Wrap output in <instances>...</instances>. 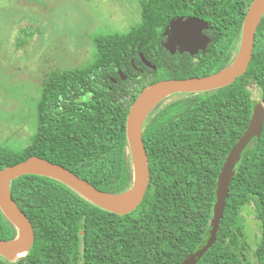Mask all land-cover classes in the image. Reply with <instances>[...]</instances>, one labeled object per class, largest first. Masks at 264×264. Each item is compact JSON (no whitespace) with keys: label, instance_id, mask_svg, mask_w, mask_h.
<instances>
[{"label":"trees","instance_id":"obj_1","mask_svg":"<svg viewBox=\"0 0 264 264\" xmlns=\"http://www.w3.org/2000/svg\"><path fill=\"white\" fill-rule=\"evenodd\" d=\"M253 0H142L141 22L126 33L101 35L88 63L51 70L38 103V128L21 150L0 145V171L38 155L62 164L97 188L120 194L133 188L134 157L127 118L151 83L135 65L158 66V79L204 76L229 66L241 46ZM198 15L210 21L208 49L196 62L174 56L162 41L169 21ZM191 58L189 60L188 58ZM134 60V61H133ZM127 76L123 79L120 72ZM155 81V80H152ZM264 103V15L248 70L230 85L176 92L144 122L151 178L142 202L119 214L93 203L65 182L27 174L11 192L34 225L30 251L0 264H179L210 236L218 175L229 151ZM255 207L259 236L249 239L244 210ZM19 236L0 205V238ZM197 264H264V128L245 149L232 182L218 239Z\"/></svg>","mask_w":264,"mask_h":264},{"label":"water","instance_id":"obj_2","mask_svg":"<svg viewBox=\"0 0 264 264\" xmlns=\"http://www.w3.org/2000/svg\"><path fill=\"white\" fill-rule=\"evenodd\" d=\"M263 15L264 0H253L245 16L240 50L235 60L226 68L204 76L161 80L146 86L136 98L127 118V131L135 166V182L133 188L127 191L134 190V194L128 201L119 198L120 195L126 192L113 194L103 191L64 165L38 155L2 169L0 171V205L18 227L19 236L12 240L0 238V254L10 259L24 256L30 251L35 242L34 225L26 212L18 205L11 192V182L23 175H48L65 182L88 200L106 210L119 214H127L133 211L144 199L151 178L150 159L143 138V127L146 118L162 99L173 93L212 90L234 83L249 68L254 52L256 32ZM209 27V22L198 16L173 19L166 31L168 37L164 46L172 53H175L177 49L180 52H189L193 55L198 54L201 50L206 51L208 45L212 42V37L204 32ZM141 56L148 66L155 67L144 54L141 53ZM123 76L125 77V75ZM162 92L168 93L163 95L153 109L146 113L145 109L149 99L154 94ZM263 128L264 103L258 101L248 127L229 151L218 175L209 239L203 247L190 253L179 264H197L217 241L229 199L230 188L236 176L237 165L242 159L244 150L256 136L262 133Z\"/></svg>","mask_w":264,"mask_h":264},{"label":"rangeland","instance_id":"obj_3","mask_svg":"<svg viewBox=\"0 0 264 264\" xmlns=\"http://www.w3.org/2000/svg\"><path fill=\"white\" fill-rule=\"evenodd\" d=\"M141 1L0 0V145L21 150L31 144L47 74L88 64L99 36L137 26ZM253 93L262 99L259 90ZM243 213L255 244L260 232L254 206Z\"/></svg>","mask_w":264,"mask_h":264},{"label":"flooded vegetation","instance_id":"obj_4","mask_svg":"<svg viewBox=\"0 0 264 264\" xmlns=\"http://www.w3.org/2000/svg\"><path fill=\"white\" fill-rule=\"evenodd\" d=\"M189 16H198V15H187V16H184V15H179V16H177V17H175V18H173V19H176V18H178V17H185V18H187V17H189ZM199 17V16H198ZM200 18H202V17H200ZM173 19H171L170 21H169V23H168V25L166 26V28H165V31H164V34H165V40H163L162 41V44H163V46H164V43L167 41V35H166V31L168 30V27H169V25H170V22L173 20ZM205 20H207L208 22H209V24H210V21L208 20V19H206V18H204ZM211 24H210V27L208 28V29H205L204 30V32L205 33H207L208 35H209V31L211 30ZM210 45V44H209ZM209 45H208V47H209ZM208 47H207V49H208ZM164 48L166 49V51H167V53H166V58L168 59L169 58V53L171 54V55H174V56H186V58H187V54H189V55H191L192 56V58L194 59V61L196 62L197 60H199L200 59V55H201V53L202 52H205V51H203V50H201L198 54H191V53H189V52H180V50L179 49H177L176 50V52L175 53H172L170 50H168L165 46H164ZM141 58H142V56H141ZM148 59V58H147ZM189 60H191V58L189 57L188 58ZM142 60H143V58H142ZM148 60H150V59H148ZM134 61V60H133ZM151 61V60H150ZM143 62H144V60H143ZM152 62V61H151ZM145 63V62H144ZM152 64H154L155 65V67H150V66H148L146 63H145V65H147V67L149 68V69H145V68H142V67H138V66H136L135 65V69L137 70V71H139L141 74H143V78H144V80L145 81H151V83H148V85H150V84H152V83H155V82H158V81H161V80H165V79H173V78H188V77H169V78H161V79H158V77L159 76H162V74H159V73H155V72H157V70H158V66L155 64V63H153L152 62ZM120 72V74H121V76H122V78L123 79H127V76L125 75V74H123V72L122 71H119ZM123 75H125V77L123 76ZM197 76V75H196ZM189 77H193V76H189ZM152 80H155V81H152ZM147 85V86H148ZM144 90V89H143ZM257 137V136H256ZM256 137L254 138V139H256ZM254 139L251 141V142H253L254 141ZM250 145V144H249ZM248 145V146H249ZM247 146V147H248ZM245 151V150H244ZM243 155V154H242ZM238 166V165H237ZM237 173V172H236ZM231 189V188H230ZM229 194H230V192H229ZM249 205H251V204H249ZM255 208V207H254ZM257 216V215H256Z\"/></svg>","mask_w":264,"mask_h":264},{"label":"bare ground","instance_id":"obj_5","mask_svg":"<svg viewBox=\"0 0 264 264\" xmlns=\"http://www.w3.org/2000/svg\"><path fill=\"white\" fill-rule=\"evenodd\" d=\"M168 92H162L160 94H154L148 101L145 112L148 113L153 107L161 100L162 96L167 94ZM134 194V190L126 192L119 196V198L123 201H128L132 198Z\"/></svg>","mask_w":264,"mask_h":264}]
</instances>
